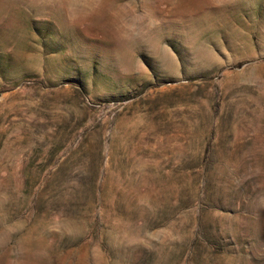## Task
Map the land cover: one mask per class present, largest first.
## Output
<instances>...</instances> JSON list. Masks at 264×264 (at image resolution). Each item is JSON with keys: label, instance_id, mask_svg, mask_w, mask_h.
Listing matches in <instances>:
<instances>
[{"label": "rangeland", "instance_id": "rangeland-1", "mask_svg": "<svg viewBox=\"0 0 264 264\" xmlns=\"http://www.w3.org/2000/svg\"><path fill=\"white\" fill-rule=\"evenodd\" d=\"M0 264H264V0H0Z\"/></svg>", "mask_w": 264, "mask_h": 264}]
</instances>
